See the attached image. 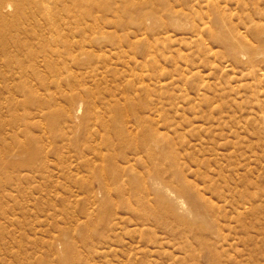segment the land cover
I'll return each mask as SVG.
<instances>
[{
    "label": "rangeland",
    "instance_id": "374dc122",
    "mask_svg": "<svg viewBox=\"0 0 264 264\" xmlns=\"http://www.w3.org/2000/svg\"><path fill=\"white\" fill-rule=\"evenodd\" d=\"M10 2L0 264H264V0Z\"/></svg>",
    "mask_w": 264,
    "mask_h": 264
},
{
    "label": "bare ground",
    "instance_id": "6f19581e",
    "mask_svg": "<svg viewBox=\"0 0 264 264\" xmlns=\"http://www.w3.org/2000/svg\"><path fill=\"white\" fill-rule=\"evenodd\" d=\"M11 7H12V4H11L10 0H0V15L3 14V11L10 10Z\"/></svg>",
    "mask_w": 264,
    "mask_h": 264
}]
</instances>
